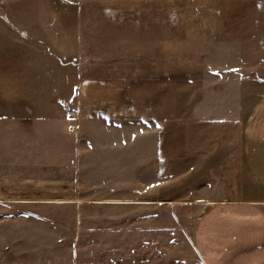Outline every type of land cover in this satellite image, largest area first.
<instances>
[{
    "label": "rangeland",
    "instance_id": "374dc122",
    "mask_svg": "<svg viewBox=\"0 0 264 264\" xmlns=\"http://www.w3.org/2000/svg\"><path fill=\"white\" fill-rule=\"evenodd\" d=\"M262 109L264 0H0V264H203Z\"/></svg>",
    "mask_w": 264,
    "mask_h": 264
},
{
    "label": "crops",
    "instance_id": "0c3cea01",
    "mask_svg": "<svg viewBox=\"0 0 264 264\" xmlns=\"http://www.w3.org/2000/svg\"><path fill=\"white\" fill-rule=\"evenodd\" d=\"M35 27L24 32L26 41L33 47L44 46L45 25ZM38 62L32 61L37 65L32 66L38 67ZM39 108L43 106L34 109ZM257 115L264 119V114ZM251 146L239 166L241 175L249 176L240 184L242 197L213 203L197 221L193 245L203 264L264 263V131L252 137Z\"/></svg>",
    "mask_w": 264,
    "mask_h": 264
},
{
    "label": "snow or ice",
    "instance_id": "6c2138e0",
    "mask_svg": "<svg viewBox=\"0 0 264 264\" xmlns=\"http://www.w3.org/2000/svg\"><path fill=\"white\" fill-rule=\"evenodd\" d=\"M233 71H239V69H233ZM69 119H72L71 116L68 117Z\"/></svg>",
    "mask_w": 264,
    "mask_h": 264
}]
</instances>
